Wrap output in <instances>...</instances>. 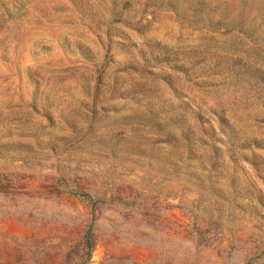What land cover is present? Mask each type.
Listing matches in <instances>:
<instances>
[{
    "label": "rangeland",
    "instance_id": "1",
    "mask_svg": "<svg viewBox=\"0 0 264 264\" xmlns=\"http://www.w3.org/2000/svg\"><path fill=\"white\" fill-rule=\"evenodd\" d=\"M0 264H264V0H0Z\"/></svg>",
    "mask_w": 264,
    "mask_h": 264
},
{
    "label": "trees",
    "instance_id": "2",
    "mask_svg": "<svg viewBox=\"0 0 264 264\" xmlns=\"http://www.w3.org/2000/svg\"><path fill=\"white\" fill-rule=\"evenodd\" d=\"M231 30H234L235 28H234V26H231V28H230ZM88 241V240H87ZM87 244H88V246H89V242H87Z\"/></svg>",
    "mask_w": 264,
    "mask_h": 264
}]
</instances>
